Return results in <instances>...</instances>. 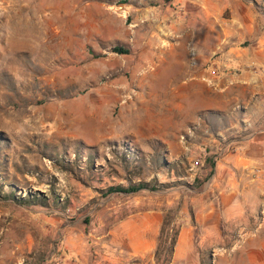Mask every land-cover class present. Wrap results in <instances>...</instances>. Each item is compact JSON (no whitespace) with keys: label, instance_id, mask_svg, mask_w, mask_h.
Returning <instances> with one entry per match:
<instances>
[{"label":"rangeland","instance_id":"rangeland-1","mask_svg":"<svg viewBox=\"0 0 264 264\" xmlns=\"http://www.w3.org/2000/svg\"><path fill=\"white\" fill-rule=\"evenodd\" d=\"M201 1L250 65L196 82ZM262 46L264 0H0V264H264V206L214 181L264 125Z\"/></svg>","mask_w":264,"mask_h":264},{"label":"crops","instance_id":"crops-1","mask_svg":"<svg viewBox=\"0 0 264 264\" xmlns=\"http://www.w3.org/2000/svg\"><path fill=\"white\" fill-rule=\"evenodd\" d=\"M203 3L201 1L199 4L192 5L185 23L175 29L181 33L183 38L194 44L196 61L193 63L189 60L186 68L188 67L191 79L196 82H201V79L205 78V70L210 66V62L213 65L225 67L223 72L241 70L250 65L248 52L236 45L223 46L220 57H217L219 59H213V55L217 52V43L221 39L225 41L228 39L222 34L215 33L212 28L216 25L215 22L209 21V13L198 9L204 5ZM261 52L260 54L264 56V46ZM260 54L254 53L258 57ZM258 62L261 66L264 65V58H259ZM193 68L196 71L193 72ZM242 76L233 75L232 83L237 85L243 83ZM221 145L217 154V161L221 167L214 181L217 189L225 198V202L229 204L237 198L239 206L250 202L264 206V125H258L254 132L237 139L233 138L225 145Z\"/></svg>","mask_w":264,"mask_h":264},{"label":"built area","instance_id":"built-area-1","mask_svg":"<svg viewBox=\"0 0 264 264\" xmlns=\"http://www.w3.org/2000/svg\"><path fill=\"white\" fill-rule=\"evenodd\" d=\"M190 56L192 57L193 63L196 61V50L194 47L190 48ZM216 72V69L213 70V73Z\"/></svg>","mask_w":264,"mask_h":264},{"label":"trees","instance_id":"trees-1","mask_svg":"<svg viewBox=\"0 0 264 264\" xmlns=\"http://www.w3.org/2000/svg\"><path fill=\"white\" fill-rule=\"evenodd\" d=\"M115 50H116V51L123 52V50H121L120 48H116ZM164 231H165V226L163 225V227H162V229H161V236L163 235ZM173 243H174V240H172V244H173Z\"/></svg>","mask_w":264,"mask_h":264},{"label":"bare ground","instance_id":"bare-ground-1","mask_svg":"<svg viewBox=\"0 0 264 264\" xmlns=\"http://www.w3.org/2000/svg\"><path fill=\"white\" fill-rule=\"evenodd\" d=\"M148 75V74H147Z\"/></svg>","mask_w":264,"mask_h":264}]
</instances>
